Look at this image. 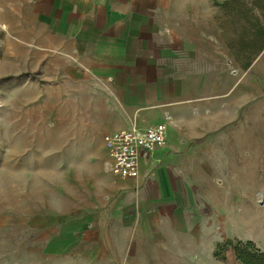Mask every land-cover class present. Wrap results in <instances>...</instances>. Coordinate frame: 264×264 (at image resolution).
I'll return each instance as SVG.
<instances>
[{"label":"rangeland","instance_id":"374dc122","mask_svg":"<svg viewBox=\"0 0 264 264\" xmlns=\"http://www.w3.org/2000/svg\"><path fill=\"white\" fill-rule=\"evenodd\" d=\"M192 2L200 12L201 32L217 40L218 69L227 71L229 97L215 113L203 108L194 123L181 125L187 141L178 168L187 203L214 218L222 235L234 237L224 241H252L264 252V130L258 123H264V0ZM33 6L34 0H0V264H101L97 234L84 241L73 235L79 229L74 223L96 216L101 204L107 162L101 110L110 105L97 83L43 76L51 52L41 48ZM204 121L213 127L206 130ZM50 136L63 138L55 152L38 140L49 142ZM77 144L86 148L87 169L98 165L90 176L75 178L79 162L70 168L61 162L66 148ZM11 149L17 152L6 159ZM54 168L67 175V183L43 182L35 202L13 200L7 193L27 191L24 185L7 186L3 181L11 176L26 170L40 177ZM242 217L251 226L249 235L239 233Z\"/></svg>","mask_w":264,"mask_h":264},{"label":"crops","instance_id":"0c3cea01","mask_svg":"<svg viewBox=\"0 0 264 264\" xmlns=\"http://www.w3.org/2000/svg\"><path fill=\"white\" fill-rule=\"evenodd\" d=\"M33 7L41 48L51 52L43 76L97 83L110 105L101 110L105 134L158 123L167 129V145L140 161L138 178L103 177L97 214L74 223V240L96 233L101 264H221L215 246L234 237L187 203L178 168L187 141L181 125L203 108L215 113L229 97L217 40L201 32L192 0H34ZM241 223L239 233L249 235L248 220Z\"/></svg>","mask_w":264,"mask_h":264},{"label":"built area","instance_id":"2783aa9c","mask_svg":"<svg viewBox=\"0 0 264 264\" xmlns=\"http://www.w3.org/2000/svg\"><path fill=\"white\" fill-rule=\"evenodd\" d=\"M107 158L105 175L111 180L126 182L139 176L140 161L167 143V129L162 123L145 129L107 133L102 139Z\"/></svg>","mask_w":264,"mask_h":264},{"label":"bare ground","instance_id":"6f19581e","mask_svg":"<svg viewBox=\"0 0 264 264\" xmlns=\"http://www.w3.org/2000/svg\"><path fill=\"white\" fill-rule=\"evenodd\" d=\"M259 129L264 130V123L261 120H258ZM263 134V132L261 131ZM41 142V145H44L49 152L50 151H57L61 147V144L63 143V138L60 136L55 137V139L51 138L49 139V142H46L43 138L38 139ZM243 140H241L242 143ZM86 151V148L82 144L72 145L66 148L65 150V157L62 159L61 162H63L66 167H68V164L76 162L79 164L78 166L73 168V175L75 178L83 177L85 175H91L93 173V169L98 170V165H94L93 168L87 169L85 160H84V153ZM17 151L15 149H11V151L6 156V159L10 157V155L16 153ZM55 157L51 159V163L54 164L57 162ZM243 164V163H242ZM241 164V165H242ZM70 168V167H68ZM23 173L18 176H11L9 180L3 181L6 182V185L9 186L13 183L14 187L18 188L20 186H26L27 191L23 196H20L16 190L7 191L8 194H10L13 197V200H23L26 203H31V201L35 202L40 198V188L42 187L43 182L49 183V184H57V185H65L67 183L68 177L67 175H64L60 171L56 170L55 168L53 170L48 171V173L40 174L39 176L32 175L30 173ZM86 176V177H89ZM9 182V183H8ZM2 188V181H0V189ZM13 203V202H12ZM19 203V202H15ZM244 219V217H242ZM249 227V231H251L250 224L247 225Z\"/></svg>","mask_w":264,"mask_h":264},{"label":"trees","instance_id":"16d2710c","mask_svg":"<svg viewBox=\"0 0 264 264\" xmlns=\"http://www.w3.org/2000/svg\"><path fill=\"white\" fill-rule=\"evenodd\" d=\"M230 251L235 257L232 264H264V252L252 241L227 240L218 243L213 251V257L223 264H229L226 262V253Z\"/></svg>","mask_w":264,"mask_h":264}]
</instances>
